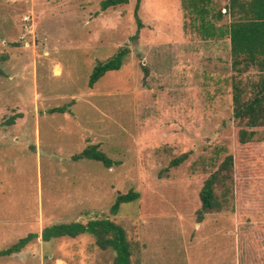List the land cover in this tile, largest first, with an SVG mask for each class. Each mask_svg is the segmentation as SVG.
I'll return each instance as SVG.
<instances>
[{"label": "rangeland", "instance_id": "rangeland-1", "mask_svg": "<svg viewBox=\"0 0 264 264\" xmlns=\"http://www.w3.org/2000/svg\"><path fill=\"white\" fill-rule=\"evenodd\" d=\"M102 1L0 0V251L38 235L0 264H115L93 235L41 238L103 218L124 231L128 264H264V142L237 143L228 40L204 38L182 0H141L140 27L135 0L105 11ZM124 48L120 70L89 88L94 67ZM241 78L249 89L258 73ZM90 145L114 165L71 159ZM229 150L234 194L199 217L203 179ZM174 190L185 213L171 212ZM129 191L139 199L111 215ZM143 200L158 212H141Z\"/></svg>", "mask_w": 264, "mask_h": 264}, {"label": "trees", "instance_id": "trees-1", "mask_svg": "<svg viewBox=\"0 0 264 264\" xmlns=\"http://www.w3.org/2000/svg\"><path fill=\"white\" fill-rule=\"evenodd\" d=\"M129 0H104L101 10L116 8L125 5ZM141 0H135L134 17L140 27L138 10ZM182 8L189 14L192 26L201 32L206 39H227L229 42L231 69L236 73L232 79V120L235 122L237 143L245 146L252 143L264 142V0H226L223 5L213 4V0H182ZM227 20V22L222 23ZM215 23H222L216 26ZM128 54L127 49H119L110 59L99 62L93 69L88 86L92 88L107 72L118 71ZM251 68L258 73V79L246 87L242 76ZM50 113H65L67 107L53 108ZM188 157L183 154L173 159L169 167H177ZM73 161L83 159L100 162L109 169L114 162L98 149V145H90L80 153L71 157ZM214 169L204 177L201 191L197 194L198 216L221 208L227 202V197L234 194V156L228 151L218 163L213 164ZM219 191V192H218ZM139 199V194L129 191L119 194L112 204L109 212L116 215L122 204L132 203ZM170 202L178 210L172 209L164 203L171 212L185 213L189 204L184 196L174 190ZM159 205L143 200L140 210L143 213L158 212ZM93 235L102 245L111 246L117 253L115 264H128V245L125 241L124 231L114 225L109 219H96L87 223L72 222L61 223L45 228L41 234L43 240L53 238L73 239L78 235ZM38 235L27 234L20 238L11 247L1 250L0 257H7L19 253ZM99 244V245H100Z\"/></svg>", "mask_w": 264, "mask_h": 264}, {"label": "built area", "instance_id": "built-area-1", "mask_svg": "<svg viewBox=\"0 0 264 264\" xmlns=\"http://www.w3.org/2000/svg\"><path fill=\"white\" fill-rule=\"evenodd\" d=\"M26 19V18H25Z\"/></svg>", "mask_w": 264, "mask_h": 264}]
</instances>
